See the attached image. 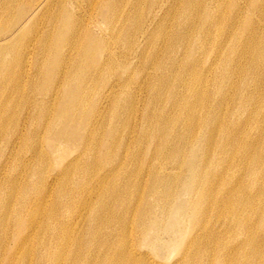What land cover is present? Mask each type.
Returning a JSON list of instances; mask_svg holds the SVG:
<instances>
[{"label": "rangeland", "instance_id": "obj_1", "mask_svg": "<svg viewBox=\"0 0 264 264\" xmlns=\"http://www.w3.org/2000/svg\"><path fill=\"white\" fill-rule=\"evenodd\" d=\"M57 1L52 4L60 5L64 0ZM204 1L188 0V3L198 2L203 5ZM29 2L16 1L9 8L6 4L4 7L0 6V49L5 48L4 52L7 50L4 46L10 40L4 35L8 31V34L15 31L16 36L22 34L29 39H55L56 31L51 30L53 20L60 17L58 20L62 21L67 9L71 11L70 16L74 23L81 29V39H85L89 31L96 39H102V33L92 24L94 18L88 0H67V9L51 8L37 16L26 8ZM23 6L25 8H22ZM208 6L214 8V16L218 19L220 28L218 27L217 31L213 29L207 35L198 55L204 66L213 50L226 40L225 53L232 61L234 69L230 86L221 97L215 92V69L207 73V76L205 72H200L197 66H189L187 70V64L190 62L187 58V47L192 45L189 40L198 39L193 32L200 30L201 16L192 19L193 24L189 25L190 29L187 30L188 45L181 50L184 54H178L183 67L180 76L190 82L194 74L189 69L193 70L198 77V88L205 94L203 100L206 99V102L214 103L213 105L221 103L220 114L226 135L222 134L223 129L215 131L219 142L217 146L220 147V142L228 138L230 143L225 149L226 155L221 153L218 147L214 150L203 148L207 150V160L215 164L216 168L201 170L204 178L201 186L203 190L199 186V192L195 196L198 202L206 196V211L212 216L214 227L212 234L217 233L219 236L213 237V240L206 244L207 250L211 251L210 258L198 255L191 264H218L217 258L220 260L223 255H233L243 238H239L240 232L235 228L224 231L221 228L224 223L218 217L224 211V214L228 213L229 216L228 211L233 207L237 208L235 212L238 216L244 217L245 227H252L255 240L251 241V247L260 252L261 257L257 258V264H264V239L259 236L261 231L264 232V0H217L214 5L209 1ZM20 14L25 20L21 22L23 25L18 26ZM169 19L172 17L166 16V21ZM230 23L236 24L234 29L230 27ZM167 24L173 23L169 20ZM169 25H166V28L171 30V35L175 30L173 25L172 28ZM64 45L69 47L66 42ZM76 55L77 52L73 51L70 57L62 56L51 78L49 72L45 75L41 73L40 76L36 68L37 63H33L23 76L0 73V264H183V248L179 242L181 241V245L187 244L188 234L177 240L161 231V237L167 241L171 239L172 242L160 250L161 241L150 243L148 234L140 222L141 212L153 205L149 187L155 166L158 164L154 155L156 147L150 143L136 145L134 142L130 148L131 151L137 152V156L133 159L129 155L127 162L121 164L122 168L116 170L119 159L113 158L114 154L109 155L103 146L104 142H101V138L105 140V134L110 127V113L113 107L109 102L104 109L102 123L97 126L89 142L95 149V157L89 156L88 163L79 156L78 160L66 166L78 157L81 146L79 141H70L68 146H62L60 142L48 144L53 135L49 133L50 130L47 132V128L52 125V119L60 105L68 102L59 86H64L63 78L66 72L73 74ZM118 58L112 65L113 70L105 73L103 79L110 81L113 77L123 74L124 59L120 56ZM15 61L16 59L10 56L7 64ZM41 64L42 67L46 66L45 63ZM95 65V59L88 60L86 72L94 69ZM2 67L3 65H0V68ZM131 68L135 69L136 66ZM175 76L177 81L178 73H175ZM86 84L93 85L94 91H98L105 83L103 80L99 86L88 81ZM148 84L149 82L143 87L145 97L143 96L142 100H145V105L148 103ZM71 86L74 88L73 83ZM57 92L59 96L55 101ZM133 93V101L138 102L137 98L142 97L138 96L136 90ZM123 97L125 100L126 96ZM178 100L181 101V98L178 97ZM167 101H170L168 96ZM95 104L94 100L91 103L88 100L85 102L86 114L95 110ZM119 109H125L123 103ZM167 111L176 118L181 115V111L173 106ZM197 114L204 117L205 108H201ZM160 116L163 117L164 114L158 110L151 116V120H160ZM133 118H125L130 133L136 128ZM80 120L79 118V122ZM57 129L59 128L56 126L54 132ZM175 129L180 132L185 129L189 135L197 136L206 128H202V125L194 128L189 125L181 126L179 123ZM22 132L23 139L11 144L13 136ZM102 133H105L104 136H99ZM134 138L133 136L132 140ZM190 141L191 137L177 144L190 145ZM128 142L126 141V144ZM194 148H198V145ZM123 152L122 149L114 151L115 154L119 153L120 157ZM42 156L48 157L41 161ZM162 158L159 161L167 168H172L167 162L168 158ZM41 163L45 175L37 181L31 171ZM65 167L71 172L69 180L64 182L63 178L59 177L58 181L53 182L51 173L57 175ZM182 174L181 179L184 180L189 171ZM90 179H95L96 182L93 191L84 187ZM168 185L171 188L176 187L172 185L170 178H165L163 186L168 188ZM231 187L234 188L232 192ZM228 198L233 204L228 203ZM168 206L175 208L176 202L171 199ZM78 210L82 213L79 223L66 221ZM154 213L155 211L152 216ZM162 214L157 211L158 216ZM87 247L91 248L88 258H78ZM138 250L144 255L136 256L134 251ZM55 256L61 258L60 263H53L56 262L53 258Z\"/></svg>", "mask_w": 264, "mask_h": 264}, {"label": "bare ground", "instance_id": "obj_2", "mask_svg": "<svg viewBox=\"0 0 264 264\" xmlns=\"http://www.w3.org/2000/svg\"><path fill=\"white\" fill-rule=\"evenodd\" d=\"M16 1L18 3L25 0H0V6L4 7L6 4L9 8ZM28 1L30 2L26 8H29L36 16L51 8L67 9V0H64L60 5L52 4L53 1L57 0ZM88 1L94 18L92 24L102 33V39H96L90 31L85 39H81V29L74 23L70 16L71 11L67 9L62 21L58 20L60 17H55L53 20V29L51 30L56 31L55 39H51V37L42 40H38L37 37L29 39L22 36V34L16 36L15 31H12L11 34H8L9 31L6 32L4 34L6 39L10 40L4 46L7 47L6 52H4L5 48L0 49V65H3L0 68V73L23 76L32 67L33 63H37L36 68L40 76L41 73L45 75L49 72L51 73L49 78H51L61 57H70L73 51L77 52L73 61V63L76 62L73 65V74L69 75L70 72H66L63 78L65 80L64 86L62 84L59 86L62 95L68 102L60 105L59 110L52 119V125L49 129L47 128V132L50 130L49 133L53 135L48 144L60 142L62 146H68L70 141L72 143L79 141L81 146L78 157L66 166L78 160L79 156H81V160L84 158L83 161L88 163L90 157H95V149L90 146L89 142L92 140V135L95 134L97 126L102 123L103 112L108 106H106L107 102H109L113 107V111L110 113L109 131L107 134L102 133L99 136L105 134V140L101 138V142H104L103 146L109 155L114 154L113 158L119 159L116 170L122 168L120 167L121 164L124 165L127 162L129 155L133 159L137 156V152L131 151L130 148L134 142L136 145L144 142L150 143L156 147L154 155L155 159L158 160V164L155 166L152 184L149 187V196L152 198L153 205L145 208L140 217V222L143 224L144 231L148 234L150 243L160 240L161 245L159 248L163 250L172 240L163 239L161 231L177 240L188 234L187 244L181 245V241L179 242L183 248V264L193 263L198 255L209 259L211 251L207 250L206 244L213 240V237L219 235L217 233L212 234L214 227L211 221L212 216L206 211V196L204 195L201 201L198 202L195 195L199 192V186L203 190L201 186L204 183V178L200 173L201 170L216 168L215 164L213 165L207 160V150L203 148L208 147L209 150L217 148L219 142L215 136V131L223 129L221 132L224 136L226 132L220 114L221 103L213 105L214 103L206 102V99L203 100L205 94H202L203 92L198 88L200 86L198 77L193 70L189 69L194 74L190 82L180 76L183 67L178 54L182 53L181 50L188 45L187 30L193 24L192 19L201 16L200 30L196 33L195 30L193 32V35L198 39L189 40L192 45L187 47V58L190 60L187 64V70L189 66H197L200 68L199 71L205 72L207 76V73H211L215 69L217 77L215 92L221 97L225 95L230 86L231 74H234L233 63L225 53L226 40L221 46L213 50L209 56L210 59L208 58L207 64L205 63L204 66L202 65L203 60L198 55L202 49L201 45L207 40V35L213 29L217 31V28H220L219 21L214 16V8L208 6L209 1L214 5L217 0H205L203 5L198 2L190 4L188 0ZM22 8H25V6ZM219 8H221V5H219ZM21 14L18 17V23L23 22L24 17ZM166 16L172 17L169 20L173 23L175 33L171 35V30L166 28V25H169ZM73 18L75 20V17ZM20 23L18 26L23 25V23ZM234 23H230L232 29L235 28L236 24ZM172 25L170 24L169 27L172 28ZM65 34H67L65 40L62 41ZM51 40L53 43H51ZM65 42L69 44V47H65ZM10 56H13L16 61L7 64ZM118 56L124 59L123 74L113 77L110 81L103 79L102 76L105 73L113 70L112 65L119 59ZM196 58L200 60L197 61ZM94 59L95 68H91L86 72V62ZM133 62L135 63L133 64ZM41 63H45L46 66L42 67ZM133 65L136 66L135 69L131 68ZM175 73H178L177 81ZM103 80L105 84L98 91H94L93 85L86 84L88 81L99 86ZM147 82L149 84L146 86L148 90L146 93L149 92V96L148 103L145 105V100H142L144 96L143 87ZM72 83L74 88L71 86ZM134 90H136L138 96L142 97L141 99L138 97V99L135 95L138 102L133 101ZM92 91H94L93 94ZM58 92L56 93L57 96H54L55 101L59 96ZM123 96H126L125 100H123ZM167 96L170 101H167ZM178 97L181 98V101L178 100ZM87 100L90 103L94 100L96 103L93 107L95 110L91 111V114L85 112L84 104ZM122 103L125 108L123 111L119 109ZM172 106L181 111V115L177 118L167 111ZM143 108L145 109L143 110ZM201 108H205L204 117L197 114ZM158 110H161L164 116H160V120H151V116L154 115V112L156 114ZM94 113L95 115H93ZM132 116L136 128H138L137 130L134 128V131L130 133L125 121ZM157 117L154 116V118ZM79 118L81 119L80 122ZM107 122L106 119V124ZM179 123L181 126L189 125L193 128L202 125V128L205 127L206 129L197 136H191L188 132L186 133L185 129L183 132H180L179 129L176 131L175 127H178ZM56 126L59 129L54 132ZM133 136L135 138L132 140ZM23 137V132L15 134L10 143L15 144L21 141ZM128 137L130 142L127 140ZM189 137H191L190 145H187V143L184 145L177 144L180 141H187ZM126 141L128 144H126ZM229 143V138L222 140L220 147H218L219 151L226 155L225 149L229 146ZM195 145H198V148H194ZM116 149L124 151L122 157L119 156V153H114ZM46 157L48 156H42L41 161ZM162 157L168 158L169 161L167 162L171 164L172 168H167L162 161H159ZM165 158L162 159L165 160ZM121 160H123L122 163ZM42 164L36 169L33 167L31 171L32 176L37 181L43 179L45 175ZM184 171H189V175L182 180ZM70 176V170L67 171L65 167L57 175L51 173V180L55 182L58 181L59 177H62L65 182V180H69ZM161 178H170L172 185L176 187L171 188L168 185L167 188L163 186L164 179ZM95 183V179H90L84 187L93 191ZM232 191H234L233 187L230 189V192ZM171 199L176 202V207H171L175 210L168 206ZM227 200L229 204H233L229 198ZM154 211V216H152ZM157 211H161L163 214L158 216ZM235 211H237V208L233 207L228 211L232 216H228V213L224 214L225 211L218 216L224 223L221 224V228L224 231L235 228L240 232L238 234L239 238L243 239L232 256L223 255L220 260L217 258L218 264H257V258H260L261 255L257 249L251 247V241L255 240L253 229L250 226L245 227L244 217L242 215L238 216ZM244 211L247 212L246 209ZM79 212L78 210L76 214L65 220L72 224L79 223L82 214ZM212 212H214V209ZM199 224L201 225L197 226ZM259 236L264 239V232L261 231ZM150 245L153 246L154 244ZM249 249L252 250L249 251ZM138 251H134L136 256L144 255L140 250ZM89 254H91V248L87 247L83 255L78 256V258H88ZM53 258L56 261L53 263H60V257L55 256Z\"/></svg>", "mask_w": 264, "mask_h": 264}]
</instances>
